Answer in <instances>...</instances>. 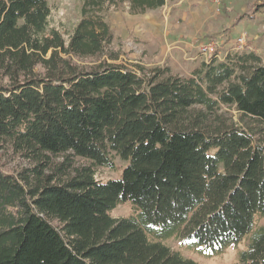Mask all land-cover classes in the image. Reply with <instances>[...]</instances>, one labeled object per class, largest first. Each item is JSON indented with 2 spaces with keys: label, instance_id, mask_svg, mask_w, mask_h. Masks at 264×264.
Here are the masks:
<instances>
[{
  "label": "trees",
  "instance_id": "16d2710c",
  "mask_svg": "<svg viewBox=\"0 0 264 264\" xmlns=\"http://www.w3.org/2000/svg\"><path fill=\"white\" fill-rule=\"evenodd\" d=\"M166 1L81 0L66 40L47 0H0V138L34 161L0 168V264H200L171 237L211 250L248 237L235 264H264V61L245 49L190 76L118 62L106 13ZM71 156L127 164L103 182ZM127 201L137 213L113 217Z\"/></svg>",
  "mask_w": 264,
  "mask_h": 264
},
{
  "label": "rangeland",
  "instance_id": "374dc122",
  "mask_svg": "<svg viewBox=\"0 0 264 264\" xmlns=\"http://www.w3.org/2000/svg\"><path fill=\"white\" fill-rule=\"evenodd\" d=\"M47 1L51 9L48 28L60 30L68 40L82 18L81 0ZM106 17L116 37L113 49L120 54L118 62L130 66L139 63L148 68L170 67L174 74L190 76L207 62L199 52V45L209 39L217 42V60L226 59L230 53L252 49L264 61V0H167L162 8L136 14L130 12L129 3H123L111 8ZM241 36L245 37L242 45L237 41ZM79 62L90 65L97 59ZM219 113L228 123L259 128L257 123L245 119L232 108L224 107ZM53 160L61 164L65 162V156H54ZM70 161L73 168L90 166L96 178L103 182L119 178L127 164L118 156L114 157V168L93 165L91 161L75 156H71ZM33 163L15 151L9 139L0 138V168L10 171L15 167H30ZM136 213L134 204L127 201L120 202L111 215L120 218ZM262 225L264 216H259L255 227ZM164 242L200 264H235L249 239L217 250L175 237Z\"/></svg>",
  "mask_w": 264,
  "mask_h": 264
},
{
  "label": "built area",
  "instance_id": "2783aa9c",
  "mask_svg": "<svg viewBox=\"0 0 264 264\" xmlns=\"http://www.w3.org/2000/svg\"><path fill=\"white\" fill-rule=\"evenodd\" d=\"M219 1V0H217ZM238 43L242 45L245 42V37L241 36L237 39ZM217 42L213 39H209L199 45V52L203 57H206V60L210 61L217 54Z\"/></svg>",
  "mask_w": 264,
  "mask_h": 264
},
{
  "label": "crops",
  "instance_id": "0c3cea01",
  "mask_svg": "<svg viewBox=\"0 0 264 264\" xmlns=\"http://www.w3.org/2000/svg\"><path fill=\"white\" fill-rule=\"evenodd\" d=\"M189 23L191 22V21H188ZM170 36V35H169ZM174 36H176V35H174Z\"/></svg>",
  "mask_w": 264,
  "mask_h": 264
}]
</instances>
